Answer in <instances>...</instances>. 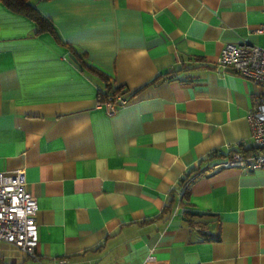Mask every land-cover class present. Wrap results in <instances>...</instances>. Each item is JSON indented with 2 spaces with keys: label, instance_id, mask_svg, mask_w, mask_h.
Masks as SVG:
<instances>
[{
  "label": "crops",
  "instance_id": "crops-1",
  "mask_svg": "<svg viewBox=\"0 0 264 264\" xmlns=\"http://www.w3.org/2000/svg\"><path fill=\"white\" fill-rule=\"evenodd\" d=\"M36 7L56 35L0 1V171L24 169L39 236L35 257L0 240V264H264V168L204 160L252 147L258 87L217 59L264 47V0ZM71 47L127 96L114 114Z\"/></svg>",
  "mask_w": 264,
  "mask_h": 264
},
{
  "label": "built area",
  "instance_id": "built-area-1",
  "mask_svg": "<svg viewBox=\"0 0 264 264\" xmlns=\"http://www.w3.org/2000/svg\"><path fill=\"white\" fill-rule=\"evenodd\" d=\"M257 31L264 33V23ZM217 67L239 74L258 87L252 94L248 113L252 147L255 149L249 154L232 150L218 166L248 171L264 168V47L246 42L227 43L221 49ZM127 101L123 93L112 95L106 102L98 104H104L108 114H114ZM189 183H185V187ZM37 211V199L27 189L24 169L0 171V240L35 257L39 242Z\"/></svg>",
  "mask_w": 264,
  "mask_h": 264
},
{
  "label": "trees",
  "instance_id": "trees-1",
  "mask_svg": "<svg viewBox=\"0 0 264 264\" xmlns=\"http://www.w3.org/2000/svg\"><path fill=\"white\" fill-rule=\"evenodd\" d=\"M2 4L8 8L9 10L25 15L32 19L35 23V33H40L44 31L52 32L56 35V30L54 28V25L52 24L51 20L44 16L36 7V2L39 0H0ZM71 57L75 61V63L80 66L82 69H87L91 71L92 73L97 74L103 81H105V90L101 91L99 93V97L97 102L98 103H104L106 102L110 96L116 95V94H123L121 91V88L115 87L109 83L108 78L104 75L101 70L97 69L95 66L90 64L87 59L86 55L83 52H79L75 50L73 47H71ZM255 148L249 147V148H241L239 147L236 149L237 151H240L245 154L251 153ZM229 155L228 152H221V151H213L212 154L205 158L204 160H211L215 157L219 159V162L224 160ZM201 172L200 168H191L190 171L187 173V175L180 180L179 185L184 186L185 183L191 180V178L195 177L197 174ZM187 190L183 189L182 192V202L187 204ZM171 205H166L164 207V211H168L170 209ZM188 213V212H187Z\"/></svg>",
  "mask_w": 264,
  "mask_h": 264
}]
</instances>
